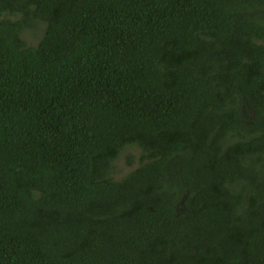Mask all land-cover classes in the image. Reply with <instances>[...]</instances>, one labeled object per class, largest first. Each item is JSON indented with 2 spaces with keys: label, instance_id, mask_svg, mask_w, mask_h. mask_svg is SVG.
Wrapping results in <instances>:
<instances>
[{
  "label": "trees",
  "instance_id": "16d2710c",
  "mask_svg": "<svg viewBox=\"0 0 264 264\" xmlns=\"http://www.w3.org/2000/svg\"><path fill=\"white\" fill-rule=\"evenodd\" d=\"M0 264H264V0H0Z\"/></svg>",
  "mask_w": 264,
  "mask_h": 264
},
{
  "label": "rangeland",
  "instance_id": "374dc122",
  "mask_svg": "<svg viewBox=\"0 0 264 264\" xmlns=\"http://www.w3.org/2000/svg\"><path fill=\"white\" fill-rule=\"evenodd\" d=\"M44 25L37 23L33 28H26L22 32V39L28 46H34L40 39L43 33ZM252 118V111L249 108H245L244 119L249 121ZM140 157L139 149L131 147L123 151L119 158L115 162V172L113 174L115 179H120L126 175L129 171L133 170Z\"/></svg>",
  "mask_w": 264,
  "mask_h": 264
}]
</instances>
